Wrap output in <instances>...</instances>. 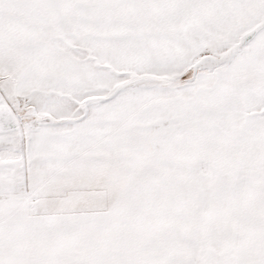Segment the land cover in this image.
<instances>
[{"label": "snow or ice", "instance_id": "1", "mask_svg": "<svg viewBox=\"0 0 264 264\" xmlns=\"http://www.w3.org/2000/svg\"><path fill=\"white\" fill-rule=\"evenodd\" d=\"M0 264H264V0H0Z\"/></svg>", "mask_w": 264, "mask_h": 264}]
</instances>
